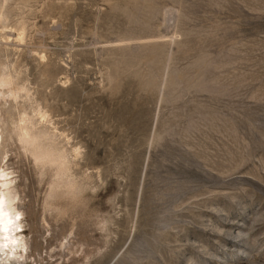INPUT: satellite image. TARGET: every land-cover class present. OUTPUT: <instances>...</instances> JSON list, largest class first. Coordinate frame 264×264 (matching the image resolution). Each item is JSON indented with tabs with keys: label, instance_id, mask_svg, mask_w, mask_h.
<instances>
[{
	"label": "rangeland",
	"instance_id": "374dc122",
	"mask_svg": "<svg viewBox=\"0 0 264 264\" xmlns=\"http://www.w3.org/2000/svg\"><path fill=\"white\" fill-rule=\"evenodd\" d=\"M1 81L7 264H264V0H0Z\"/></svg>",
	"mask_w": 264,
	"mask_h": 264
},
{
	"label": "bare ground",
	"instance_id": "6f19581e",
	"mask_svg": "<svg viewBox=\"0 0 264 264\" xmlns=\"http://www.w3.org/2000/svg\"><path fill=\"white\" fill-rule=\"evenodd\" d=\"M6 81L0 82V93H2L1 88L6 86V84L4 83ZM10 96L12 95L10 94ZM23 123L24 122H22V125L17 127L19 130V133L18 132L17 133L19 136L20 143L23 144L22 147H24L25 151L31 153L32 158H34V160L36 161V164L38 163L40 165L39 167L44 168V166L48 165L49 167L53 168V169L51 168L52 170L55 171L56 179L55 178H54L55 180L52 179L54 181L51 187L48 188L49 193L47 194L48 195L47 199L49 200L54 198L58 199L64 194L72 195L76 193L75 192L76 186H74V183L68 182L69 178L67 179L66 172L68 170L67 168L68 161L66 157L60 153H56L46 145H43L41 138L38 135H34L32 133V130L29 129ZM12 183L13 181H11L8 178V174L4 172L0 173V264H7V261L10 259H17V260L23 259V255L21 256L17 253L18 248L21 247V245H23V243L20 244L21 243L20 240L16 237L17 231L21 228V222H20L21 214L16 206L19 200L16 196L17 192L14 193L15 191H12L11 189ZM72 184L74 187L72 186ZM68 197L69 196H67L66 198Z\"/></svg>",
	"mask_w": 264,
	"mask_h": 264
}]
</instances>
